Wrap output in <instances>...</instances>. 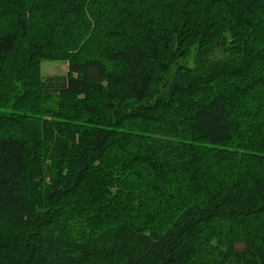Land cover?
I'll return each mask as SVG.
<instances>
[{
    "label": "trees",
    "instance_id": "obj_1",
    "mask_svg": "<svg viewBox=\"0 0 264 264\" xmlns=\"http://www.w3.org/2000/svg\"><path fill=\"white\" fill-rule=\"evenodd\" d=\"M0 264H264V0H0Z\"/></svg>",
    "mask_w": 264,
    "mask_h": 264
},
{
    "label": "rangeland",
    "instance_id": "obj_2",
    "mask_svg": "<svg viewBox=\"0 0 264 264\" xmlns=\"http://www.w3.org/2000/svg\"><path fill=\"white\" fill-rule=\"evenodd\" d=\"M68 66L65 60H42L40 63V73L43 78L63 77Z\"/></svg>",
    "mask_w": 264,
    "mask_h": 264
}]
</instances>
